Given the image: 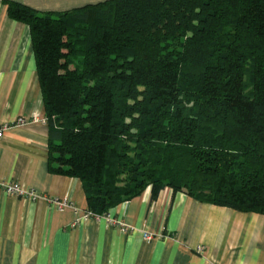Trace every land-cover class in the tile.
Returning a JSON list of instances; mask_svg holds the SVG:
<instances>
[{"label":"trees","instance_id":"16d2710c","mask_svg":"<svg viewBox=\"0 0 264 264\" xmlns=\"http://www.w3.org/2000/svg\"><path fill=\"white\" fill-rule=\"evenodd\" d=\"M30 26L49 170L95 216L170 187L264 214V0L8 1Z\"/></svg>","mask_w":264,"mask_h":264},{"label":"crops","instance_id":"0c3cea01","mask_svg":"<svg viewBox=\"0 0 264 264\" xmlns=\"http://www.w3.org/2000/svg\"><path fill=\"white\" fill-rule=\"evenodd\" d=\"M8 1L65 11L104 0H0V182L18 181L35 198L0 185V264H264V214L151 187L90 215L82 181L49 170V126L30 26ZM23 117L24 124H17ZM56 200L65 201L58 208ZM78 221V222H77Z\"/></svg>","mask_w":264,"mask_h":264},{"label":"built area","instance_id":"2783aa9c","mask_svg":"<svg viewBox=\"0 0 264 264\" xmlns=\"http://www.w3.org/2000/svg\"><path fill=\"white\" fill-rule=\"evenodd\" d=\"M45 121H47V119H45ZM25 122H26V119H24L23 117H20L17 120V124H24ZM7 128H8L7 125H0V138L3 137L4 131ZM0 185L3 187V189L8 195L26 196V197H31V198L36 197L35 192L31 188L26 187L25 185H23L22 183L18 181H6V182L3 181V182H0ZM55 204L58 206V208H64L67 205L65 201H61V200H56ZM90 215H93V214L89 211H86L81 219H85Z\"/></svg>","mask_w":264,"mask_h":264},{"label":"rangeland","instance_id":"374dc122","mask_svg":"<svg viewBox=\"0 0 264 264\" xmlns=\"http://www.w3.org/2000/svg\"><path fill=\"white\" fill-rule=\"evenodd\" d=\"M105 1V0H104ZM100 2H102V1H100ZM98 3V2H97ZM90 4H94V3H90ZM87 5V4H86ZM84 6V5H83ZM81 7V6H80ZM73 9V8H72Z\"/></svg>","mask_w":264,"mask_h":264}]
</instances>
